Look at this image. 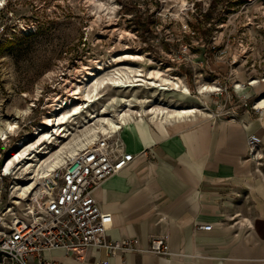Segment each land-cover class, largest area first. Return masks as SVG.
I'll use <instances>...</instances> for the list:
<instances>
[{
	"label": "rangeland",
	"instance_id": "rangeland-1",
	"mask_svg": "<svg viewBox=\"0 0 264 264\" xmlns=\"http://www.w3.org/2000/svg\"><path fill=\"white\" fill-rule=\"evenodd\" d=\"M94 1H2L0 128L8 122H16L17 128L0 140V168L17 150L19 140H36L33 128L53 110L54 94L68 95V80L77 70L88 65L96 68L94 60L108 64L113 55L124 51L143 56L132 64L144 70L159 69L186 85L187 100L165 93L171 107L192 106L200 110L196 115L212 119L264 114V109L254 110L255 102L264 96V0L253 4L244 0ZM98 3L114 9L105 14L97 9ZM254 80L257 84L251 85ZM205 86L216 91L201 92ZM103 93L108 98L130 96L133 91L107 88ZM152 93L143 88L136 91L143 99L152 98ZM105 102L95 103L92 110H99ZM153 106L144 104L148 111ZM79 125H74L77 133L85 129ZM107 138L102 136L99 141ZM108 141L125 149L119 133ZM13 173L14 169L11 175L0 176L1 222L21 214L25 207V199L14 204L12 196L15 184L26 183L27 175L18 180Z\"/></svg>",
	"mask_w": 264,
	"mask_h": 264
},
{
	"label": "crops",
	"instance_id": "crops-1",
	"mask_svg": "<svg viewBox=\"0 0 264 264\" xmlns=\"http://www.w3.org/2000/svg\"><path fill=\"white\" fill-rule=\"evenodd\" d=\"M117 133L133 160L92 196L111 216L108 238L134 239L139 251L109 256L90 247L81 259L52 251V264H264V114L135 121ZM250 133L261 139L257 163L247 156ZM161 233L170 255L147 253Z\"/></svg>",
	"mask_w": 264,
	"mask_h": 264
},
{
	"label": "bare ground",
	"instance_id": "bare-ground-1",
	"mask_svg": "<svg viewBox=\"0 0 264 264\" xmlns=\"http://www.w3.org/2000/svg\"><path fill=\"white\" fill-rule=\"evenodd\" d=\"M2 1L0 0V5L3 4ZM88 2L92 4L95 1L88 0ZM97 9L107 14L114 8L98 3ZM98 17L100 18L101 15ZM142 60V55L130 51L113 55L108 64L94 60L96 68L90 65L82 66L72 80H68L69 87L66 90L68 95L63 96L59 93L53 95V110L44 115L42 122L33 128V136L36 140H29L26 137L19 140L17 150L6 159L7 163L3 169L5 175H11L12 169H14L13 174H17L18 180L27 175L26 183L15 184L12 196L15 202L12 203L20 204L28 193L37 189V184H40L39 189L31 194H42L45 190L46 178L74 159L80 151L103 142V140L99 141L102 136L109 137L106 139L108 140L124 126L135 121L149 125V123L183 118L185 115L195 117L196 113H200V110L192 106L167 109L170 104L167 105L169 98L165 97L166 94H161L160 97L155 91L159 90L161 93L173 91L176 95L189 98L186 85L178 78L166 76L159 69L144 70L140 65L130 62ZM114 63L120 65L107 69L108 65ZM82 78L84 79L81 80ZM256 84V80L251 82V85ZM107 88L123 93L133 91V94L105 98L103 91ZM139 88L153 90L152 98H138L136 91ZM202 91H216V88L205 86L201 88ZM101 100L106 102L99 110H92L94 104ZM147 103H153L155 106L148 111L144 107ZM255 104L256 109H264V96ZM136 105H139L138 109H134ZM79 122V126L85 129L77 133L79 130L74 131L76 129L74 125ZM15 128H17L16 122L6 123L3 129L0 128V140L7 139ZM51 145L55 148L52 149Z\"/></svg>",
	"mask_w": 264,
	"mask_h": 264
},
{
	"label": "built area",
	"instance_id": "built-area-1",
	"mask_svg": "<svg viewBox=\"0 0 264 264\" xmlns=\"http://www.w3.org/2000/svg\"><path fill=\"white\" fill-rule=\"evenodd\" d=\"M244 1L253 4L261 0ZM260 144L261 139L256 135L246 136L247 156L256 163L261 159ZM132 160L131 153L104 140L80 151L61 171H54L45 179L42 194L25 197L21 214L7 222H1L0 218V264H52L46 258V253L52 251L81 259L90 247L103 248L109 256L117 252H138L134 239L108 238L111 216L100 209L92 196L103 181L119 173ZM6 163L0 168L1 177L9 176L3 172ZM197 229L208 231L211 225ZM146 252L169 256L167 234L151 236Z\"/></svg>",
	"mask_w": 264,
	"mask_h": 264
}]
</instances>
